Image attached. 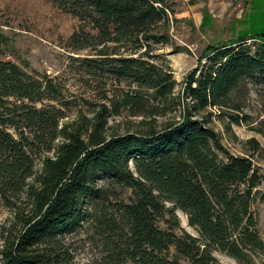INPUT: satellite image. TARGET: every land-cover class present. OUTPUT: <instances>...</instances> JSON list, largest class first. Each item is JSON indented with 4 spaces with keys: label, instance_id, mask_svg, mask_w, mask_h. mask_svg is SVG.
<instances>
[{
    "label": "trees",
    "instance_id": "trees-1",
    "mask_svg": "<svg viewBox=\"0 0 264 264\" xmlns=\"http://www.w3.org/2000/svg\"><path fill=\"white\" fill-rule=\"evenodd\" d=\"M50 1L79 20L74 42L90 25L97 44L124 42L134 51L147 50L168 20L165 0ZM4 45L0 33V55ZM96 54L98 59L85 58L88 68L108 71L128 90L103 91L106 101L92 123L62 126L61 109L53 104L61 93L52 79L35 78L0 59V204L12 212L10 227L0 235L2 264H75L62 236L81 226L88 208L95 211L113 264H183L178 258L188 264H221L212 250L254 264L253 255L264 256L250 211L258 184L255 168L246 156L220 160L219 135L204 119L210 109L240 110L247 83L264 86V28L202 54L183 88L188 103L179 119L116 134H106L105 103L117 114L121 107L133 115L168 109L174 79L144 59L146 52L137 57ZM199 113L207 115L197 118ZM248 143L259 148L254 139ZM37 156L42 165L36 172ZM101 180L133 192L129 202L118 204L116 214L100 205ZM178 209L198 236L180 229ZM170 247L177 258L168 256Z\"/></svg>",
    "mask_w": 264,
    "mask_h": 264
},
{
    "label": "rangeland",
    "instance_id": "rangeland-1",
    "mask_svg": "<svg viewBox=\"0 0 264 264\" xmlns=\"http://www.w3.org/2000/svg\"><path fill=\"white\" fill-rule=\"evenodd\" d=\"M165 3L168 20L157 29V42L150 40L147 50L144 47L134 51L132 45L124 42L97 44V32L90 25H85L84 32L75 42L72 41L71 35L78 29L79 20L50 0H0V33L5 43L0 59L14 62L35 78L52 79L61 93L59 102L53 104L61 109L62 126L81 123L82 120L92 123L95 113L100 110V103L106 101L103 91L112 95L128 90L125 82L117 84L108 71L88 68L85 58L98 59L96 53L99 50L108 53V57H137L146 52L147 55L142 56L144 59L162 67L174 79L172 105L156 113L133 115L123 107L118 114L114 113L107 102L106 134L177 120L186 101L182 95L183 88L202 61V54L211 46L262 31L263 14L250 18L248 14L263 13L264 0H259V3L256 0H165ZM251 40L254 41H248ZM239 101L241 109L238 111L210 109L208 115L199 113L196 117L206 114V125L219 135L224 149V153H218L220 160L227 161L229 155L251 159L258 184L252 189L250 211L258 236L264 243V86L247 83ZM230 115L237 116L239 121H231ZM250 139L257 141L259 148L252 149L248 143ZM41 165L37 156L34 170L39 171ZM130 168L134 171L132 163ZM98 184L104 188L100 205L107 213L116 214L119 203L133 198V192L127 186L104 180ZM167 205L171 207L169 203ZM88 209V218L62 239L75 264H113L108 258V246L94 220L95 211ZM175 215L181 230L198 236L188 225L185 213L178 209ZM11 219L12 212L0 204V235L10 227ZM159 225L164 227L163 223ZM212 254L221 264H240L218 250H212ZM168 256L177 258L173 247H170ZM178 259L188 264L185 259ZM252 259L254 264H264V256L260 253L253 255Z\"/></svg>",
    "mask_w": 264,
    "mask_h": 264
},
{
    "label": "crops",
    "instance_id": "crops-1",
    "mask_svg": "<svg viewBox=\"0 0 264 264\" xmlns=\"http://www.w3.org/2000/svg\"><path fill=\"white\" fill-rule=\"evenodd\" d=\"M256 2L259 3V0H256ZM249 12H250V9H248V13H249ZM255 14H263V16H264V10H263V13H260V11H259V13H255V12H254V13H249V14H248V17H249V18H250V17H253Z\"/></svg>",
    "mask_w": 264,
    "mask_h": 264
}]
</instances>
